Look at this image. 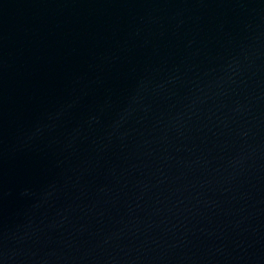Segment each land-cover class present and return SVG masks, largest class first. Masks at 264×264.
Returning a JSON list of instances; mask_svg holds the SVG:
<instances>
[{
    "label": "water",
    "instance_id": "95a60500",
    "mask_svg": "<svg viewBox=\"0 0 264 264\" xmlns=\"http://www.w3.org/2000/svg\"><path fill=\"white\" fill-rule=\"evenodd\" d=\"M0 264H264V0H0Z\"/></svg>",
    "mask_w": 264,
    "mask_h": 264
}]
</instances>
